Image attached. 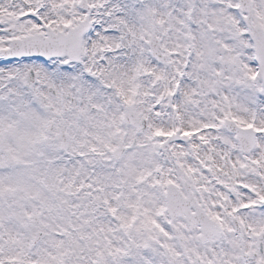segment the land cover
Instances as JSON below:
<instances>
[{
  "label": "snow or ice",
  "instance_id": "1",
  "mask_svg": "<svg viewBox=\"0 0 264 264\" xmlns=\"http://www.w3.org/2000/svg\"><path fill=\"white\" fill-rule=\"evenodd\" d=\"M0 264H264V0H0Z\"/></svg>",
  "mask_w": 264,
  "mask_h": 264
}]
</instances>
